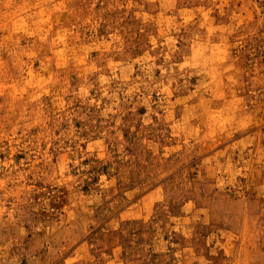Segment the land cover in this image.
<instances>
[{
	"label": "rangeland",
	"instance_id": "374dc122",
	"mask_svg": "<svg viewBox=\"0 0 264 264\" xmlns=\"http://www.w3.org/2000/svg\"><path fill=\"white\" fill-rule=\"evenodd\" d=\"M0 264H264V0H0Z\"/></svg>",
	"mask_w": 264,
	"mask_h": 264
}]
</instances>
